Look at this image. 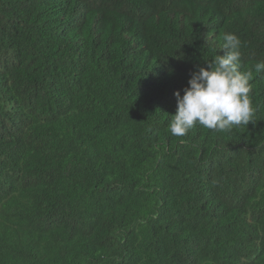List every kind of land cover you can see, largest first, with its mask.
Returning a JSON list of instances; mask_svg holds the SVG:
<instances>
[{"label": "trees", "instance_id": "obj_1", "mask_svg": "<svg viewBox=\"0 0 264 264\" xmlns=\"http://www.w3.org/2000/svg\"><path fill=\"white\" fill-rule=\"evenodd\" d=\"M0 264H264V0H0Z\"/></svg>", "mask_w": 264, "mask_h": 264}]
</instances>
